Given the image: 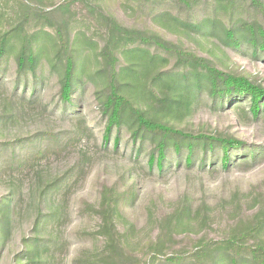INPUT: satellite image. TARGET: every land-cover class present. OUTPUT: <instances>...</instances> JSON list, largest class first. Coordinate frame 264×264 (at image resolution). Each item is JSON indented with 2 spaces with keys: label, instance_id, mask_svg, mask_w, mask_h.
Instances as JSON below:
<instances>
[{
  "label": "trees",
  "instance_id": "1",
  "mask_svg": "<svg viewBox=\"0 0 264 264\" xmlns=\"http://www.w3.org/2000/svg\"><path fill=\"white\" fill-rule=\"evenodd\" d=\"M34 1L42 0H20V16L13 21L0 9V82L8 78L13 63L9 83L30 91V97L20 95V103L49 108L73 122L77 131L63 136L43 130L0 141V182L4 174L19 172L32 178L27 194L23 186L20 194L10 185L2 188L0 264L7 259L4 252L25 195L29 234L21 237L12 264H58L60 256L67 260L73 245L64 231L72 211L65 197L85 171L51 178L43 167L66 153L73 140L92 132L88 113L93 107L103 142L113 139L116 153L123 148L151 176L163 179L171 169L184 166L211 172L218 164L224 171H246L264 162L263 146L181 124L203 109L225 107L240 110L243 119L260 121L264 74L221 65L217 52L204 56L170 38H218L237 56L264 63V0H123L132 23L111 10L109 2L118 0H64L58 5ZM78 3L89 10L99 42L88 36L90 25L77 18L73 6ZM248 8L260 20L244 19ZM54 77L55 93L48 92ZM87 91L92 100H87ZM127 175L133 177L134 168L121 177ZM136 183L126 190L117 184L103 186L100 200L88 205L99 218L94 233L99 245L78 251L72 264H264V208L252 217H237L222 238L199 236L212 227L215 211L203 198L196 205L188 189L173 211L154 218L157 231L145 252L138 224L125 214L138 199ZM182 236L191 239L189 246L181 245Z\"/></svg>",
  "mask_w": 264,
  "mask_h": 264
},
{
  "label": "rangeland",
  "instance_id": "2",
  "mask_svg": "<svg viewBox=\"0 0 264 264\" xmlns=\"http://www.w3.org/2000/svg\"><path fill=\"white\" fill-rule=\"evenodd\" d=\"M50 1L58 5L64 0H42L33 3L46 5ZM0 3H2L0 9H2L6 20L13 21L20 16V0H0ZM109 3L115 15L125 19L128 23L133 22L132 16L128 15L130 12L126 13L123 10V0L110 1ZM242 5L247 8L246 3ZM73 8L77 18L85 20L90 25L91 31H87L88 36L99 42L100 38L97 35L99 31L90 17L89 10L82 8L80 3ZM241 16L244 19L257 18L260 20V16L256 15L251 8H248ZM170 38L182 40L186 47L204 56L212 55L214 57L213 53L217 52L221 65L225 64L247 72L256 73L260 70L264 74V63L255 64L252 59L237 56L229 49L224 48L218 38L211 41L196 35L194 38H188L184 34H170ZM214 41L220 45L222 50L215 47ZM210 50H212V54L209 53ZM14 67L11 63L8 73L5 75L8 78L4 80V77L5 82H0V141L12 140L43 130L61 132L63 136L71 135L77 131L73 122L64 120L58 114L52 113L49 108L40 109L20 103V95L25 94L26 97H30V91L29 88L22 91L21 86L15 88L13 83H9L12 74L15 73ZM54 81L55 77L52 78L51 85H48V92H53L52 89L56 87ZM89 96L90 93L87 91V100H92L93 98ZM93 108L95 111L88 113V122L92 132H86L83 136L73 140L66 153L58 158H52L43 167L45 175L51 178L65 177L80 168L85 171L83 178L72 188V193L65 197L72 212L70 225L64 232L69 234L73 246L67 260H63L64 256H60L58 264H72L71 259L78 251L83 248L93 249L99 245L94 236L99 218L92 207H88V205H95L100 200V192L104 185L117 184L121 190H126L134 182L139 185L138 199L134 207L127 210L125 214L138 224L139 240L142 242L141 249L145 252L147 251L145 248L147 242L157 231L154 218L173 211L179 203V196L186 189L189 190L196 205L203 198L209 201L215 211V221L212 227L199 236L205 234L209 238H222L229 231L230 226L237 223V217L241 219L252 217L260 208H264V162L246 171L238 169L224 171L218 164V169L211 172L210 169L203 173L196 170L189 171L184 166L179 169H171L163 176V179L151 176L147 167L143 169L140 160H129L128 152L123 151V148H120L116 153L111 144L113 139L107 144L103 142V131L99 128L96 119L98 110ZM239 111L232 107L230 109L225 107L216 112L203 109L181 124L198 131L233 135L248 144L264 147V118L258 122L249 121L243 119L238 113ZM130 168H134L135 175L133 177L127 175L126 178H122L123 173H127ZM21 178L20 172L4 174L0 182V194L3 193L2 188L7 185L12 186L18 194H20V186H23L21 190L27 194L32 178L30 176ZM82 203L85 205L84 209L80 208ZM28 206L29 199L25 195L21 209L15 218L13 239L4 252L7 257L4 264H12L10 257L19 251L21 237L29 234L28 226L31 214H29ZM120 228H123L122 223ZM181 238H183L181 245H190V238L184 236Z\"/></svg>",
  "mask_w": 264,
  "mask_h": 264
}]
</instances>
